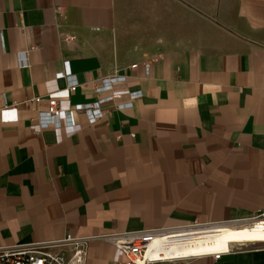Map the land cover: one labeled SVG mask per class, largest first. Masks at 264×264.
I'll return each instance as SVG.
<instances>
[{
    "label": "crops",
    "instance_id": "1",
    "mask_svg": "<svg viewBox=\"0 0 264 264\" xmlns=\"http://www.w3.org/2000/svg\"><path fill=\"white\" fill-rule=\"evenodd\" d=\"M133 64L116 88L141 97L94 125L72 110L41 129L23 104L90 103L92 81ZM262 213L264 0H0V247L71 236L85 264H118L99 237ZM188 264H264V243Z\"/></svg>",
    "mask_w": 264,
    "mask_h": 264
},
{
    "label": "built area",
    "instance_id": "2",
    "mask_svg": "<svg viewBox=\"0 0 264 264\" xmlns=\"http://www.w3.org/2000/svg\"><path fill=\"white\" fill-rule=\"evenodd\" d=\"M55 12L57 15H62L63 8L56 7ZM74 40L75 38L71 36L64 37V41L66 42H72ZM24 54L20 55L22 65L26 64ZM160 60L161 56L159 55L149 57L143 63L146 73H148L152 64H157ZM137 67V64H133L123 69L121 73L117 69H114L111 74L101 77L97 81H92V97L94 101L90 103L75 105L70 109L64 110L60 107L58 101L48 97L36 96L25 101L23 104L36 106V117L34 119L38 122V126L41 129L50 127L58 128L60 126L59 119L61 116H64L66 127H72V110L78 116L83 117L89 125H94L106 114V106L111 105L115 110L122 111L129 109L141 97L140 92H131L127 96V101H124L121 91L116 88L117 85L127 82L128 76L126 75V70H134ZM68 81V92H75L78 85L74 81V78L69 77ZM43 103L44 106H42ZM231 224L246 225L251 229L264 231V213L247 220L234 221ZM206 226L213 225L193 223L175 228H159L108 235L99 237V239L110 241L123 255L124 261L118 264H172L176 262L188 264V261L193 258L167 259L163 253L157 251V242L163 241V244H167L174 240L175 237L172 236L179 234L177 232ZM85 242L86 239L82 240L67 236L65 239L55 243L37 245L21 244L11 247H0V264H85L87 254ZM248 244L255 243L242 242L236 244V246L242 247ZM54 247L62 248V251H51ZM220 255H213L212 257L219 258Z\"/></svg>",
    "mask_w": 264,
    "mask_h": 264
},
{
    "label": "bare ground",
    "instance_id": "3",
    "mask_svg": "<svg viewBox=\"0 0 264 264\" xmlns=\"http://www.w3.org/2000/svg\"><path fill=\"white\" fill-rule=\"evenodd\" d=\"M174 234L173 241L157 242V251L167 259H190L226 253L242 242H264V231L246 225H217L185 229Z\"/></svg>",
    "mask_w": 264,
    "mask_h": 264
},
{
    "label": "rangeland",
    "instance_id": "4",
    "mask_svg": "<svg viewBox=\"0 0 264 264\" xmlns=\"http://www.w3.org/2000/svg\"><path fill=\"white\" fill-rule=\"evenodd\" d=\"M213 226H217V225H213ZM220 226H222V225H220Z\"/></svg>",
    "mask_w": 264,
    "mask_h": 264
}]
</instances>
